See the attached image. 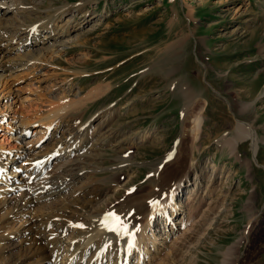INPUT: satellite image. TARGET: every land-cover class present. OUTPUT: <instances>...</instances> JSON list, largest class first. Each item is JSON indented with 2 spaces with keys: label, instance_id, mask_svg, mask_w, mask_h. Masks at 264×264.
I'll use <instances>...</instances> for the list:
<instances>
[{
  "label": "rangeland",
  "instance_id": "374dc122",
  "mask_svg": "<svg viewBox=\"0 0 264 264\" xmlns=\"http://www.w3.org/2000/svg\"><path fill=\"white\" fill-rule=\"evenodd\" d=\"M6 1L17 4L16 12L32 6L22 0L0 3ZM77 2L82 0L46 4L52 9ZM83 6L92 19L68 37L82 35L83 46H59L42 65L20 63L0 80V161H8L0 169V237L12 244L7 255L39 264L33 239L52 229L34 223L65 206L58 231L70 220L77 224L62 226L58 263L65 264L68 247L83 240L84 223L95 218L90 216L99 210L119 213L154 190L161 193L162 175L184 156L187 176L163 204L173 217L145 209L131 235L144 237L141 249L130 245L123 264H264V0H90ZM30 15L31 24L43 18ZM15 17L11 13L8 23ZM70 17L63 13L56 28ZM18 41H0V71L11 68L12 58L23 59V50L8 56ZM186 85L199 98L192 115L183 114ZM55 110L60 124L42 126L39 117ZM200 118V130L194 129ZM106 120L88 153L67 155L80 162L76 180L25 209L10 203L27 199L17 183H26L36 159L53 155L77 130L90 124L95 132ZM239 125L255 134V153L250 137L234 139ZM54 164L45 179L52 178ZM88 203L93 207L85 214Z\"/></svg>",
  "mask_w": 264,
  "mask_h": 264
},
{
  "label": "bare ground",
  "instance_id": "6f19581e",
  "mask_svg": "<svg viewBox=\"0 0 264 264\" xmlns=\"http://www.w3.org/2000/svg\"><path fill=\"white\" fill-rule=\"evenodd\" d=\"M19 1L21 0H18L17 2ZM22 1L31 2L32 6H22L21 5V7L23 8L20 7V10L16 12L15 9H17V4L8 5L7 1L0 3V41L3 43L4 42L12 43L15 40H19L17 46L12 47L11 49L7 50L9 53L8 56H12V54H15V55L22 54V52L24 54L22 55L23 59L18 58L20 61L19 60L15 61L13 60V58L11 59L12 65H8L11 68L7 69L6 68L7 66H6L1 69L0 80H1V77H5V75H7L8 73L9 75H12L13 74L12 72L14 71L13 68H16V66L19 65L20 63L26 62L29 65H32V64L37 65L39 63L42 65L44 62V58L46 57L45 55L47 53L53 54L55 52H58L59 48L57 47L59 46L62 49V48L68 47V45H71L73 43V45H76L75 47L77 46L80 47L86 43L85 39L81 40L80 36L82 35L80 34H77V36H75V38H73L72 41L69 40L68 37L74 31H77V29H81L89 21H91L92 18L89 20L88 19L89 17H87L89 15V12L87 10L83 11L85 7L83 5L88 4L90 0H82V2H77L75 4H67L60 8H52V9H50L51 7L47 6L46 4L48 3L49 0H22ZM77 9H79V11H83L79 13L80 14L79 17L73 14V12H75V10L77 11ZM34 12L43 13V18L38 17L41 20L38 21L37 23L31 24L29 23V20H32L33 18L31 17L30 14ZM11 13L15 14L17 17H15L14 22L8 23V21L11 20L9 18ZM44 13L45 14L49 13V14L48 16L45 17ZM63 13H70L71 17L68 19V22L64 24L62 28L57 29L56 22H58L61 19L60 17L62 16ZM42 31L47 34L46 35L43 34L44 36L38 37L39 34L43 33ZM33 37L38 42L33 43L31 41L30 43L29 40ZM18 49H21V50L18 52L17 51ZM187 85L181 88V93H182L181 95L184 101V106H183L184 115L186 114L190 115L192 113L191 108L193 104L196 103L197 100L199 101V98H197L198 96L195 90H192L191 88L187 87ZM101 90H103L102 87H101ZM103 92H100L99 96L103 94ZM90 95L92 97L89 100L95 98L96 96L93 93ZM204 102L206 101L204 100ZM58 118H59V110L50 111L49 113L42 114L39 117V122L41 123L42 126L44 127L46 126V128H48L52 121H55L56 124H57V121L59 123L61 117L60 119ZM25 123L26 122L24 119L21 121L20 124L24 126ZM106 123H107V120L101 121L99 126L96 127L97 129L94 130L95 132H90L89 130V127H91L90 124H89L90 126L87 125L83 129L77 130L76 137L74 136L70 137L63 142V147H62L63 149L60 147L58 150H55L53 155L49 154L48 156L44 158L42 156L41 158H38L37 161L35 160L36 162L30 169V172H32L34 175L28 177L26 180V183L22 184L27 188L25 191L26 192L25 196L26 197L28 196L27 199L24 200L23 202H20L21 199L19 201L18 200L19 198H17L16 200L11 199L10 203L13 206H15V208L17 207L20 210H22V208L25 209L28 207L30 202H32V200H35V199L37 200L38 197H42V196L46 197V196H51L52 194H55V193H59L60 190L66 188L70 182L76 180L81 175V172H82V171H78L77 170L78 168L76 167L78 166L80 162L79 160L77 161L67 160L68 159L67 155L70 153L80 154V152L88 153L93 146L91 141L93 140L96 133H98L100 130L106 127ZM193 124L195 126L194 129L200 130L202 126V118L194 119ZM236 127L237 129H236L235 137H234L236 142H239L242 139H246V138L248 139V137H250L253 140L252 142H254L253 152L255 153L256 152V137L252 129L243 127L241 125L236 126ZM24 128L25 127H23L21 130H23ZM25 130L23 131L24 133H25ZM41 130L43 129L40 128V130L38 131H41ZM89 134L91 138H88ZM107 139H109L108 135L104 137V140H107ZM224 143L225 145L229 146L228 143L226 142ZM71 150L72 152H70ZM51 161L55 163L54 165L56 166L55 167L56 171H54L52 178H50V180H47L45 179L47 172H48L46 169L51 164ZM184 161H185L184 156L180 160L177 159L172 169H170L166 174L162 175V182H161L162 184L161 183L160 184H161V188H163L164 190H162L161 193L156 194V191L154 190L152 193L150 194L148 193L147 198L144 199L142 202H140L138 205L136 204V202H134V204L129 205L128 208L125 209L124 211L120 210L119 213H115L123 220V224L126 225L127 227L128 234H125L124 232H121V231H112L107 227L108 224L101 222L103 218V214L107 210L106 211L99 210V212L96 211L94 215L89 217L91 218L95 216V218H91V220L85 219L88 221L87 223H84L85 224L84 227L87 229V232L85 231L86 233L81 234L85 237H83V240L80 241L78 245L77 243H75V241L74 242L72 241L73 243L70 244V246L68 247L69 248V253H68L69 259L67 260V262L65 261L66 262L65 264H123V261H125V259H127L131 255L130 245L135 244L136 245L135 247H138L141 245L140 242L141 243L143 242L144 237H142L141 234L136 235V237H132L131 235L133 234L132 228L135 225H137L136 224L137 220L141 218L142 216L141 214H144L143 212L145 209L151 206L152 209L155 208V209H158L159 211H163L164 212L163 214H166V217H170V218L173 217L172 214H169V212L166 211V208L165 206H163V204H165V199H167L168 196L172 198L175 196V192L179 188L178 186L180 185L182 180L185 179L187 176L186 167H185L186 165L184 166V163H183ZM2 162L0 161V168H3L2 170H5L4 168L7 163L2 164ZM20 189L22 188L20 187ZM89 193L90 194L93 193L92 190H90ZM99 194H97V196ZM69 202L70 201H67V205ZM73 202L74 200L71 201V203ZM154 202H156L155 205H153ZM71 203L70 205H72ZM4 204L5 205L9 204V202L7 203L5 201ZM124 206H127V205H124ZM64 207L65 206L63 207L59 206L56 210H54L55 214H52L50 211L48 212L50 215L47 218H44L46 220H43L42 222L34 223V225L37 228H43L45 230L48 227H51L52 229L50 232H46L42 234V237L43 235H46L45 238L43 237V239H40V238L35 237V239H33V241L36 243L35 246L38 247V248L36 247L35 250L36 252L37 251L39 252V254H36L38 260H40L38 261L39 264H60L58 263V257L60 254H62L61 249H63L62 244H64L62 239L65 237V233H66L65 232L66 227H62V226H67V225L77 226L75 222H72L70 220V223H63L61 228L58 231V220L57 219L60 213L65 211ZM79 207L80 206H77V209ZM92 207L93 205L91 203H88L87 207L83 208L84 209L83 213H85L88 210V208H92ZM67 209L70 210L69 207ZM53 221H56V222L53 223ZM148 222L150 223V221ZM54 228L56 231L54 230ZM54 232H56V234H54ZM13 233L14 232H12V234ZM45 242L47 243V245L45 244ZM11 245L12 244H9V242L5 240V236L0 237V264H31V263H34L30 259L27 260V259H23L19 257L17 258L12 255L8 256L7 252ZM95 247L96 249H94ZM138 248L141 249V247H138ZM90 250L91 251L94 250V252L91 253L92 254L91 257L86 258L85 255H88L86 253ZM46 254H49V255L46 256ZM54 258H55V261H53Z\"/></svg>",
  "mask_w": 264,
  "mask_h": 264
},
{
  "label": "snow or ice",
  "instance_id": "6c2138e0",
  "mask_svg": "<svg viewBox=\"0 0 264 264\" xmlns=\"http://www.w3.org/2000/svg\"><path fill=\"white\" fill-rule=\"evenodd\" d=\"M109 218L115 223V228H110L112 231H121L125 234H128L126 225L123 224V222L120 220V217H118L115 213H110ZM107 226V225H106Z\"/></svg>",
  "mask_w": 264,
  "mask_h": 264
}]
</instances>
